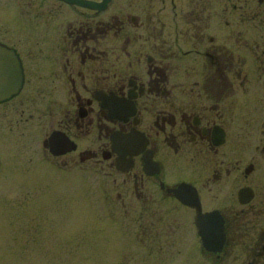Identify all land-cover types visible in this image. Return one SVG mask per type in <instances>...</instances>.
Instances as JSON below:
<instances>
[{
    "label": "flooded vegetation",
    "instance_id": "1",
    "mask_svg": "<svg viewBox=\"0 0 264 264\" xmlns=\"http://www.w3.org/2000/svg\"><path fill=\"white\" fill-rule=\"evenodd\" d=\"M0 52V182L101 174L118 264H264V0H0Z\"/></svg>",
    "mask_w": 264,
    "mask_h": 264
},
{
    "label": "rangeland",
    "instance_id": "2",
    "mask_svg": "<svg viewBox=\"0 0 264 264\" xmlns=\"http://www.w3.org/2000/svg\"><path fill=\"white\" fill-rule=\"evenodd\" d=\"M112 42L108 36L104 48ZM37 160L33 178L26 167L23 179L0 182V264H118L127 257L103 238L117 230L107 217L115 209L98 192L105 178L84 169L50 175Z\"/></svg>",
    "mask_w": 264,
    "mask_h": 264
},
{
    "label": "water",
    "instance_id": "3",
    "mask_svg": "<svg viewBox=\"0 0 264 264\" xmlns=\"http://www.w3.org/2000/svg\"><path fill=\"white\" fill-rule=\"evenodd\" d=\"M0 53H2V62L0 63V68L4 69V70H9V71L15 70L16 62H14V59L10 57L11 54L8 56V59L6 61H4V59H3V53L4 52H0ZM5 77L10 78V74L9 75L5 74V73L2 74L0 76V82L3 81ZM6 95H7V93L4 91L3 85H0V98H2L3 96H6ZM200 229H202V228L200 227Z\"/></svg>",
    "mask_w": 264,
    "mask_h": 264
}]
</instances>
